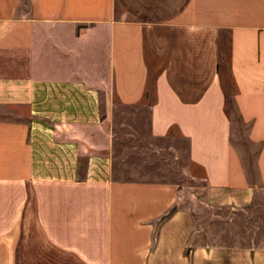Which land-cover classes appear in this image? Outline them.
<instances>
[{"label":"crops","instance_id":"crops-1","mask_svg":"<svg viewBox=\"0 0 264 264\" xmlns=\"http://www.w3.org/2000/svg\"><path fill=\"white\" fill-rule=\"evenodd\" d=\"M120 108L185 144L201 218L117 177ZM260 207L264 0H0V264H264V233L221 226Z\"/></svg>","mask_w":264,"mask_h":264},{"label":"rangeland","instance_id":"rangeland-1","mask_svg":"<svg viewBox=\"0 0 264 264\" xmlns=\"http://www.w3.org/2000/svg\"><path fill=\"white\" fill-rule=\"evenodd\" d=\"M120 14H122V11L118 7V15ZM227 90H231L229 84ZM125 111L123 108L118 109L119 114H116L115 117L117 124L114 130L118 135L116 147V154L118 155V163H116L117 177L127 179L130 176L132 180L179 184L182 188L181 197L186 199H190L193 196L196 197L194 202L196 216L201 218L203 216L201 204L203 198V172L201 169L193 167V178L184 175L182 168L185 166L186 159L182 157L183 152H179V157L175 156L176 149L179 151L185 149V144L174 139L156 140L150 138L146 133L143 120L138 121L136 117L128 119L123 114ZM227 111L234 118L235 128H240L238 119L236 118V111L229 97ZM134 147L137 149L133 150V152H126ZM126 164L130 166L131 174L128 173L127 168H124ZM183 204H186V202L184 201ZM262 215L261 207L250 213L239 212L234 214L231 211H225L222 212L224 220L221 226L223 228L240 229L244 232L250 231L253 228L260 235L264 233V221L263 223L260 221L262 220ZM200 225H203L202 220Z\"/></svg>","mask_w":264,"mask_h":264}]
</instances>
